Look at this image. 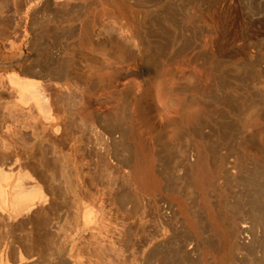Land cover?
Returning a JSON list of instances; mask_svg holds the SVG:
<instances>
[{"label": "bare ground", "instance_id": "obj_1", "mask_svg": "<svg viewBox=\"0 0 264 264\" xmlns=\"http://www.w3.org/2000/svg\"><path fill=\"white\" fill-rule=\"evenodd\" d=\"M87 1L25 0L27 8L39 3L51 8L45 15L44 37L54 39L46 40L43 55L35 42L34 24L39 23L32 18L30 33L23 34L17 48L18 56L0 59L9 64L1 78L8 84L14 105L28 114L20 126L33 138L27 148L9 156L0 137V206L4 210L10 200L12 212L21 213L48 202L37 183L29 189L19 182L10 185L8 172L21 162L35 166L38 153L43 155L44 150V175L72 191L75 220L72 238L67 241L66 237L63 243L47 233L48 214L44 216L47 234L41 240L30 239L31 246L25 236L27 249L21 238L11 240L18 243L16 250L14 243L0 241V264H39L41 255L61 252L69 255L66 264H87L82 252L76 258L75 251L86 234L101 231L105 192L86 185H93L94 178L83 177L70 150L77 148L70 145L65 150L62 136L58 139L65 122L55 113L47 93L48 87L57 88L64 74H74L82 93L81 97L72 93L61 97L62 107L75 108L68 121L93 131L91 140H104L103 151L111 154L114 169L121 172L111 189L122 208L116 222L120 244L109 249L116 264H173L174 256L180 258L178 264H193L185 253L197 264H264V0H104L122 9L128 33L115 56L125 58V65L120 60L108 61L111 70L97 75L78 71L70 59L63 58L75 57L82 46L94 54L104 53L105 44L117 40L95 38L93 21L75 17L73 12L84 9ZM59 2L66 6L65 13L56 10ZM0 21L9 22L7 18ZM59 29L62 34L58 35ZM107 31L112 33V28ZM71 46L73 51L68 50ZM137 47L145 62L141 68L134 62ZM46 55L56 62H48ZM85 66L98 68L93 61ZM30 73L39 77L22 78ZM152 79L158 80L160 98L170 94L171 112L162 120H155L148 98ZM129 93L133 108L128 107ZM241 107L251 110V118L240 115ZM169 123L185 124L192 130L191 143L174 147L175 188L163 185L156 176L155 151L147 144L149 132L154 131L158 150L167 156L161 130ZM102 166L106 170L105 163ZM45 188L55 193L46 182ZM101 246L91 252L97 260L99 251H106ZM128 246L130 257L125 253ZM162 250L165 253L157 259ZM104 258L103 264L110 263Z\"/></svg>", "mask_w": 264, "mask_h": 264}, {"label": "rangeland", "instance_id": "obj_2", "mask_svg": "<svg viewBox=\"0 0 264 264\" xmlns=\"http://www.w3.org/2000/svg\"><path fill=\"white\" fill-rule=\"evenodd\" d=\"M39 4L35 7L27 8V3L25 2V0H0V19L7 18L9 20V22L7 23L0 21V59H5L6 57H11V56L14 57L18 56L17 52L19 51V49L17 48L20 47L21 43L24 40V38H22L23 34L26 31H28L27 33H30L29 29L31 26L30 23L32 18L34 21H36L35 23L38 22L39 25H41L39 26L38 24H34L35 33L37 32V35L35 36V42L36 45L40 48V51L44 55V49L46 48L45 47L46 40L52 42L54 38L53 36H50L49 39H46L44 37L45 35L44 23L46 18L45 15L51 8L46 6L45 3L44 4L39 3ZM56 10L61 13H65L67 11L66 6L63 5V2H59V5L56 7ZM73 13L75 14V17H77L79 20L87 18L90 21H93L92 32L95 38L97 36H100V38L103 39L106 37L108 39L109 37L117 40L116 41L112 40L110 41V43L105 44L104 53L94 54L88 51V47L84 48L85 46L84 47L82 46V48L80 49L81 51L78 54H75V57H72L70 55H66V56L63 55V58L65 57L64 59L66 61L67 59L71 60L70 62L73 66L72 68L81 72H87V74L94 73L95 75H97V73L105 74V72L111 70L107 66L108 61L116 62L117 60H120L121 65L123 67V65H125L124 62L125 58L122 57L120 59L118 57H115L116 54H119L118 52H120L124 47V42H125L124 36L126 35V33H128L127 26L123 19L122 9L119 6L118 7L109 6L104 0H88L86 7L84 9H79L78 11ZM94 15H97V17H94ZM63 20L61 21L62 24L60 23L61 25L60 27L65 25V22H63ZM79 20L76 22L77 24H75L77 25V27L74 25L78 29L76 32H78L80 28ZM41 28L43 29L42 33H41L42 30ZM110 28H112L111 31L112 33H109L107 31V29ZM39 29H41L40 32ZM57 34L58 35L62 34L60 29L57 32ZM76 35L77 33L75 34L74 37L77 38ZM113 36L116 38H114ZM71 49L72 50H70V47L68 48L69 51H73V49L75 48L74 47L72 48L71 46ZM165 49H166L165 45H163V50ZM136 50L138 55L135 57L136 59L134 60V62L137 68H141L142 66L145 65V62L141 59L140 47H137ZM31 52H33V50ZM109 53H111L114 57L109 56ZM45 58L48 62L51 61L56 62L57 60L53 58L51 55L49 56L46 55ZM87 61L95 62L98 68H87L85 66ZM8 65H9L8 63L5 64L0 63V93H1L0 95L2 96V99L0 100V137L4 138L6 142V150H5L6 154H9V156H11L14 153L21 152L22 149L27 148L26 146L31 141H33V138L31 132L25 129L24 127H21L22 124H20V121L23 120L24 117L28 116L26 110L19 108V106L14 105L13 99L11 97L12 95L10 96L9 93L10 89L8 88V84L4 78H1L2 75L5 73V71L8 70L5 67V66L8 67ZM59 66L66 68L64 64H59ZM38 77L39 76L37 74L30 73V74H26L22 78L35 79ZM61 83L64 84L62 85ZM56 87L57 88L51 86L48 87L47 93L49 94L48 95L49 99L52 102H54V105L56 106L55 113L61 119L63 118L65 122V125L63 126L64 128L63 133L59 134L58 139H60L62 136L63 138L62 142L64 144L65 150H68L70 145H73V148L75 147L77 148V150L75 149H70V150L75 155L78 165L83 170V177L86 180H88L90 177L94 178L93 185L87 182L86 185L90 186L92 190L97 189L100 192H105L104 195L105 199L103 201V205L101 208V216H102L101 231L100 233L92 236H89L85 233L86 238L85 237L83 238L84 241L81 239L82 243L79 240L80 244H78V248L77 251H75L76 253L74 252L75 253L74 256L78 258L77 255L81 256L80 253L82 252V257L87 262V264H103L105 260L104 257L106 256L107 258L106 260L110 261V263L107 264H116L117 259L113 256L112 252L109 251V249L115 250L117 249L115 247H117L120 244V242L118 241L120 239V236L119 234H117L116 222L119 221V219H121L119 216L122 213V208L121 205L118 203V200H116L115 197L113 196L111 189L116 186L115 183L116 180H114V178H116L117 175L121 172L114 169V162L112 161L111 154H109L108 151L107 153L103 151V147H105L106 149V144L104 140L102 141L91 140L90 136L94 135L93 131L85 130L81 125L70 123L68 121L70 114L74 112L75 108L74 106L62 107L60 99L62 96H64L65 93H72L76 95V97L82 96L81 90L79 88L80 84L74 78V74L73 75L64 74V78L62 79V81L58 83ZM131 95L132 93H129L127 98L129 108L134 107L133 102L130 99ZM160 96H161L160 91L158 90V80L152 79L151 86L148 92V98L150 103L152 104V111L154 113L155 120H162L166 115H170L171 112V110L167 106V100L170 94L167 93L166 95H163L162 98H160ZM4 100L6 102H3ZM243 108L244 107L240 108V115L243 117L245 116L247 118L249 117L251 118L252 116L250 113L251 110H248V108L247 109L246 108L243 109ZM18 109L19 111H17ZM17 125H19V127ZM20 127L22 128V131H18L17 128ZM190 131H192L190 127H188L185 124H182L181 126H178L175 123L166 124V126L161 130V139L166 142L165 145L169 150V154L167 156L164 155L161 149L158 150L159 146L157 145V142L154 139L155 132L154 131L149 132L147 144L150 145L153 151H155V159H156L155 174L159 178L161 183L163 185L164 184L167 185L169 188H175L177 186L176 182H178L177 174L175 173L173 165L171 164V160L175 155V153H173L174 147L176 146V143H179L184 147L187 146L189 143H191L192 138ZM117 134L118 133H116V135ZM65 137L66 139L64 140ZM43 148H44V143H43ZM41 151L43 155H41V153H38V158H37V162L35 163V166H30L25 162H21L22 164L17 166L15 165L13 166L12 170L8 171L9 184L13 185L19 182L21 187L29 189L34 184L37 183L41 186L42 191L47 194L48 202L44 203V201H42L31 210L29 211L24 210L21 211V213L12 212V205L10 204V200L7 203V206L6 208H4V210L3 207L0 206V241L4 240L7 241L8 243L10 241V244L12 245V243H14V241L11 242V240H13L12 238H18V239L21 238L22 240H20V242L22 243L21 245L24 248L27 243H29L30 246L32 245V241H30V239L41 240L43 239L45 234L48 233V231L51 232L50 234L49 233L48 234L54 235V239L55 240L57 239V241L62 242L65 240L66 237L68 239L66 240L70 241V238H72V236L69 235H71L70 233L73 231V227L75 224V220L73 216V203H72L73 193L71 190H65L63 186H60L57 180L52 179L48 175H44V166H43L44 150ZM248 152L251 153V150H249ZM244 153L245 152H243L242 155ZM97 154L99 156H102L103 160H99ZM253 157H255V155H253ZM102 163H105L106 165V170L104 171L102 170L103 168ZM44 182H46L48 186L52 187L55 193H52L47 188H45L44 190ZM7 191L9 192V188H7ZM51 208H55V209L51 210ZM52 212H54L53 215H51ZM45 215H47L50 218V221L45 225V229L47 230V233H45L46 230L44 229ZM56 219L58 220L57 222H55ZM105 235H107L108 237ZM25 236L28 238L29 241L26 240ZM143 237H145V235ZM89 243L90 245H88ZM17 244L14 243V245L12 246L13 247L17 246ZM87 245L89 247H87ZM98 245L106 246L105 248L107 252L106 251H99V252L101 255L106 253L108 257L106 254H104L105 256L100 255V258L97 260L93 256V253L91 252H94L95 247ZM128 247L129 248L125 253L128 257H130L129 252L131 250V246ZM27 248L28 247L26 245L25 249ZM62 253L64 254L62 255ZM164 253L165 251L162 250L158 254L157 259H161ZM50 254L51 255L49 256H47L48 254L44 256L41 255L42 258L39 257V264L41 261H42L41 264L46 263V259H48L49 257H50L49 262L51 264H55V262L57 264H66L67 259H69V255H67V253L65 252L59 253L60 255L59 254L56 255L55 253L54 254L50 253ZM184 255L186 256V259L188 261L192 262L193 264H197L196 261L193 260L194 258L192 256H187L186 253ZM46 256L48 258H46ZM62 257L65 259H63ZM44 258H45V262L43 261ZM59 258H61L62 260ZM172 259H173L172 262L173 264H178L181 261L180 258L176 256H174ZM58 260L59 261L61 260L60 262L62 261L63 262L60 263ZM49 262L47 264H50Z\"/></svg>", "mask_w": 264, "mask_h": 264}]
</instances>
